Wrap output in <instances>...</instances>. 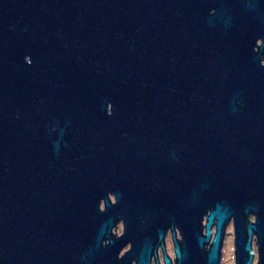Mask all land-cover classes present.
Segmentation results:
<instances>
[{
	"label": "water",
	"instance_id": "1",
	"mask_svg": "<svg viewBox=\"0 0 264 264\" xmlns=\"http://www.w3.org/2000/svg\"><path fill=\"white\" fill-rule=\"evenodd\" d=\"M232 26L183 0H0V264L75 262L94 230L77 224L126 174L144 186L117 198L179 224L178 264H218L231 204L264 191V83L247 79L264 68L233 57Z\"/></svg>",
	"mask_w": 264,
	"mask_h": 264
},
{
	"label": "flooded vegetation",
	"instance_id": "2",
	"mask_svg": "<svg viewBox=\"0 0 264 264\" xmlns=\"http://www.w3.org/2000/svg\"><path fill=\"white\" fill-rule=\"evenodd\" d=\"M184 8H205L210 17L225 14L233 25L230 38L234 39L237 53L234 58L258 62L264 68V0H183ZM247 79L264 83V70ZM264 87V85L260 86ZM107 106V112H110ZM260 127H258L259 129ZM259 134V133H257ZM169 146V142L163 144ZM168 175L156 172L161 183L170 185L172 170ZM166 177V178H165ZM116 186H109L105 197L97 201V214L88 213L80 226H92V234L82 243L73 245L76 260L72 264H178L176 247L183 248L184 235L179 224L171 216L160 213L157 198L124 196L116 197L113 188H138L144 183L128 180ZM153 184H156L152 181ZM264 186V184H263ZM250 206L247 209V206ZM232 213L223 224L218 243V264H264V191L252 194L244 200L231 204ZM211 208L208 207L198 222L201 237L207 236L206 223ZM111 219L107 235L96 243V228ZM208 239L203 242L206 256L216 235V220L209 228ZM97 244V245H96ZM88 252L86 261L80 255Z\"/></svg>",
	"mask_w": 264,
	"mask_h": 264
}]
</instances>
